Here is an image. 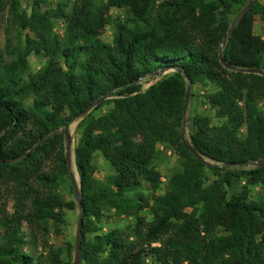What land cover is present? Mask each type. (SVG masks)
I'll return each instance as SVG.
<instances>
[{
  "label": "trees",
  "instance_id": "1",
  "mask_svg": "<svg viewBox=\"0 0 264 264\" xmlns=\"http://www.w3.org/2000/svg\"><path fill=\"white\" fill-rule=\"evenodd\" d=\"M246 3L105 0L100 8L90 2L74 5L69 14L59 6L52 15L64 19L63 40L50 43L44 30L52 15L34 8L25 17L12 0L17 27L33 35L24 34L23 56L43 51L48 59L24 78L17 63L5 62L0 53V199L1 186L11 184L18 201L13 213L0 212V264H33L21 249V220L59 221L61 213L54 209L72 208L56 191L67 171L60 129L108 91L93 107L105 104L106 111L81 118L73 147L82 208L80 264H146V256L149 264H264V199L251 202L244 192L230 191L231 177L241 175L264 190V166L233 168L264 160V116L258 107L264 101V76L219 62L264 71V40L253 33L255 15L264 23V0H252L237 23L241 11L228 21L231 9ZM110 6L122 7L126 18L115 20L110 41L102 42L96 32L110 21L104 15ZM160 68L171 72L141 90V80ZM195 83L214 87L203 95L221 120L218 125L205 116L193 120L191 147L218 163L207 166L215 176L207 184L204 164L189 152L181 134L186 84L191 89ZM28 95L32 99L24 106L22 98ZM158 143L178 151L181 168L167 178L162 194L151 197L150 220L136 216L137 245L116 229L98 234L94 223L103 208L125 204L136 212L148 206L137 190L158 186L152 168ZM93 151L112 170L102 182L91 177Z\"/></svg>",
  "mask_w": 264,
  "mask_h": 264
},
{
  "label": "rangeland",
  "instance_id": "2",
  "mask_svg": "<svg viewBox=\"0 0 264 264\" xmlns=\"http://www.w3.org/2000/svg\"><path fill=\"white\" fill-rule=\"evenodd\" d=\"M14 1L19 14H22L25 17H28L31 10L34 8H37L36 11H46L48 14L52 15L56 13L59 6H61L64 13L69 14L74 5L77 6L83 2H90L93 8H100L105 3V0H37V4L34 0ZM161 1L163 0H155V3L157 4ZM11 3L12 0H1L0 2V53L5 62H16L17 71L26 78L27 75L34 74L38 71L45 64L48 57L43 51H30L26 57L23 56L24 34L27 33L30 37H33V35L27 29L21 30L17 27L13 10L11 9ZM242 9L243 6H234V8L231 9L228 13L229 23L236 18ZM104 15H107L110 18V21L104 24L102 28L97 29L96 37L102 42H109L113 31V22L115 20L120 22L125 20L126 11L122 7L110 6L106 12H104ZM63 20L64 19L59 15H52L49 17V25L48 28L44 30V34L50 43H53L54 40L58 42L63 40L65 27ZM253 33L264 40V23L260 20L258 15H255L254 17ZM22 58L23 61H21ZM170 72L171 70H165L159 75L151 74L148 77H145L141 80V90H144L150 83L154 82V80L163 77ZM212 90H214V87L209 83L204 86L195 83L191 89L188 87V95L181 125L182 138L188 148H192L190 134L193 131V120L196 116L207 117L210 121V125H218L221 121L215 117L213 110L208 106L204 99L203 94ZM31 99L32 96L29 95L22 98L23 105L27 106ZM93 107L87 111L92 116H98L104 113L107 109V105L105 104L95 108ZM258 107L264 116V101L258 102ZM86 113L78 115L67 125L71 139L69 161H67L66 164V173L56 185V191L59 197L63 201L71 202L72 208H55L54 211L61 213L59 221L50 218H43L36 220V223L28 222L26 220H21L20 222L19 236L22 239L21 249L32 257L33 264H65L66 262L72 264L74 248L73 241L78 216V207L72 186L68 179V173L71 172L73 174L74 181L78 186V177L73 161V147L80 134L81 118ZM60 130H62V128ZM243 132L244 127L242 126L239 128V136H242ZM63 139L62 143L64 149L65 138L63 137ZM200 157L204 164L203 172L206 178L204 184H207L212 178H215L207 166L218 163L213 162L207 157ZM181 162L182 158L174 147L165 143L156 144L152 160V168L158 174V186L154 191H151L149 186L145 184L137 190V192L141 193V195L146 198L148 206H143L136 212L131 208L125 207V204H122L119 208H103L99 221L94 223L95 229L99 228L97 233H106L110 230L116 229L125 235L128 242L137 245L135 243V240L137 239L132 232L136 216L142 217L145 222L150 220L151 215L149 206L153 203L151 197L160 195L164 192L167 178L174 171L181 168ZM89 165L91 168V177L96 182L104 181L105 177L112 172L109 164L98 151L92 152ZM254 165L255 163H244L235 165L233 168L243 170L250 169L254 167ZM1 189L3 191V196L0 199V212L3 211L6 214L13 213L15 209H18L17 193L15 189L11 184H8L7 187L1 186ZM230 191L233 193L244 192L251 202H260L264 199V190L262 186L259 183H249L245 175H241L237 178L231 177ZM127 197H133V193H127ZM1 233L2 228L0 227V235ZM93 234L94 233H87L85 236L89 237ZM155 245H158V243H149V246ZM142 246L145 247L146 245L142 244ZM144 262L149 264L150 259L146 256L144 257Z\"/></svg>",
  "mask_w": 264,
  "mask_h": 264
},
{
  "label": "water",
  "instance_id": "3",
  "mask_svg": "<svg viewBox=\"0 0 264 264\" xmlns=\"http://www.w3.org/2000/svg\"><path fill=\"white\" fill-rule=\"evenodd\" d=\"M252 3V0H247V3L245 4V6L243 7V9L241 10V14L239 16V18L237 19L236 23L239 21V19L244 16V14L247 12V10L249 9L250 5ZM231 28L229 30H226L224 33V36L222 38V41L220 43L219 46V50L221 49V46L224 43L225 37L229 34ZM219 62L226 68L234 70V71H239V72H248V73H256L258 75L264 76V71L260 68H237V67H232L230 65H228L227 63H225L221 58H219ZM165 69L160 68L159 70L154 71L153 75H159L162 72H164ZM143 78V76L141 77ZM139 78V79H141ZM185 80L187 81V76H184ZM138 79V80H139ZM110 91L106 92L105 94H103L102 96H100L99 98L91 101L89 104H87L79 113L80 114H84L86 113L91 107L95 106L96 104L100 103L102 100H104L105 98L108 97ZM188 95V84H186V88H185V92H184V96H183V102H182V111H184L185 109V105H186V98ZM62 132L65 138V145H64V157L66 159V161H69V148H70V134L68 131V126L65 125L62 128ZM190 153L197 159V160H201V157L198 153H196L194 151V149L189 148ZM256 166H264V160L262 161H256L255 162ZM68 179L69 182L72 186L73 189V193L75 195L76 201H77V207H78V216H77V221H76V228H75V236H74V241H73V260H72V264H80V254H81V240H82V233H81V224H82V208H81V196L80 193L77 189V184L74 181V177L73 174L71 172L68 173Z\"/></svg>",
  "mask_w": 264,
  "mask_h": 264
}]
</instances>
